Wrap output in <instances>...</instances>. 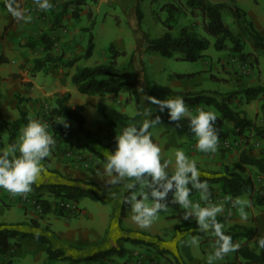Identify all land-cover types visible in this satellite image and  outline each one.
I'll return each instance as SVG.
<instances>
[{
  "label": "rangeland",
  "instance_id": "obj_1",
  "mask_svg": "<svg viewBox=\"0 0 264 264\" xmlns=\"http://www.w3.org/2000/svg\"><path fill=\"white\" fill-rule=\"evenodd\" d=\"M74 1L76 0H52L53 7L46 11L42 10L39 12L38 16H36L35 31L32 33H28V30L22 33L23 29L21 25L24 20H17L7 11L0 9V14L7 13L12 16L11 23L4 24L1 21L4 25L0 24V53L3 55L7 54L9 57L8 63L2 66L0 65L2 68L0 70V118L7 121H14L17 119L18 112L16 105L14 113L11 112H13L12 105L20 98L22 101L20 102L22 110H27L28 122L33 119L40 120L48 125L49 132L48 113L56 93H47L44 88H51L53 92L61 88L64 84L65 86L68 85L66 87L67 89L76 90L71 82V76L83 67H94L107 62L108 54L106 53V49L110 44L116 46L117 51L125 52L124 56H119L117 58V66L119 68L127 64L128 58L135 48L140 50V58L143 63L144 73L139 71V69L135 70L133 68L131 70V80L136 82L140 95V117L136 121V126H138L139 123V126H142L145 120H153L151 118L153 113H163L159 111L158 105L148 100L147 97L150 96L156 97L159 100H164L178 97L177 95L181 93L201 91L208 92L207 94H209V96L219 100L224 93L247 87H261L264 89V87L259 84L261 78L263 77L264 79V54L254 51L250 43L246 41L243 44L241 52L245 56L244 58L241 53L233 52L230 49L231 45H228L229 48L225 50H215L212 46V40L211 46L204 52L205 57L197 62H186L174 58L160 57L144 51V35L147 38H156L166 30L163 23L166 13L160 9L163 3L162 1L157 4H152L147 0H142L140 2L139 7L142 12V20L139 32H134L131 26H129V20L133 18V13L130 9L135 5L136 0H98L96 3L86 0L77 7L73 3ZM210 1L213 3H231L230 0ZM234 3L245 11L247 17L251 21V14H256L259 17L260 15L264 16V0H234ZM33 5V0H21L19 8L23 9L26 14L28 7L32 8ZM75 11L78 14L77 18L73 17ZM88 13H90V17H87ZM222 16L223 21L232 30H235L228 10L224 9L222 11ZM39 21H41L40 24ZM91 21L94 22L92 29L88 32L83 31V28L89 27ZM182 26H187L200 35L203 34L199 19L191 17L188 13L178 17L177 23L174 25L173 34ZM58 29H61L63 33L70 32L73 36L72 43L69 45L71 54L69 58L82 56L86 50L89 38L92 36L94 49L91 57H82L77 60L73 66L66 68H56L51 65L45 66L32 77L28 72L29 68L32 66V61L36 58H43L45 55L41 45L37 42L38 36L43 33H48L53 37L54 41L58 42L60 37L55 33ZM58 47L61 46L54 45L52 48V54L54 56L59 55L60 51ZM239 71H243V76L237 77ZM193 72L201 73L190 80L178 81L169 79V76L172 74ZM143 74L149 81L150 92L146 90ZM30 80H33L38 88H35L33 84L32 87H26L25 84L29 83ZM31 94L33 97H29ZM76 94L75 98L80 99L85 107L83 112L85 126L90 128L89 131L91 133L88 140L83 138V143L85 144L84 149L89 153L99 155L95 149H104L98 146L97 142H100L110 144V151H114L116 147L115 137L119 133L117 130L111 129L108 122L99 115L96 110V104L105 103L129 116H133L136 113V109L129 89L124 88L118 94L113 95L97 94L95 97L81 94L78 91ZM263 94L264 91L261 92L256 99L261 100L260 97L263 96ZM244 98L245 97L242 95H238L231 101V108L239 110L242 115L253 120L255 124H259V119L261 118L259 114H257L255 118L251 117L254 110L253 107L255 108V106L251 105V99L246 98L247 103H245ZM8 105H10V109H8ZM186 106L193 113H195L197 109L212 111L215 114L217 113L212 106L199 105L196 107H189L187 104ZM34 108L38 110L35 112L32 110ZM165 111L167 112V110ZM232 126V123L227 121L226 128L229 132V136L224 140L218 139L219 142H221L217 148L219 156L214 159V162L203 164L198 162L196 165L197 169L201 175H210L211 173L222 175L226 167L229 171H236L244 176H249L253 180L255 187L258 188L264 185V175H260L254 167L241 164L238 157L241 151H245L247 154L256 157L261 155L264 156L263 142L254 136L253 132L250 130L245 131L240 136L234 135L232 133ZM162 129L166 132H169L167 130L173 132L167 125L160 121L159 124H155L151 127L150 133L156 136ZM152 140L154 141L153 138ZM176 140L178 144L171 148L168 147L166 150L167 154L172 158L177 150H182L186 153V145L189 144L190 141L184 137H176ZM194 140L195 139L191 141ZM162 147H160L161 150L165 149ZM7 150H9L7 147V134L5 130H0V152ZM161 153L163 152L161 151ZM161 156L167 155L161 154ZM49 163V160L44 158L41 162L42 170L51 174H56L48 169ZM45 172H41L38 180L34 183L36 186L44 185L45 182H47L44 176ZM53 178H56L55 175H53ZM147 182L148 179L146 177L140 182L138 193H141V197L146 196L145 185ZM16 196H19L23 204L28 205L27 208L33 210L35 214H32L41 217L40 213L35 209L37 195L32 189L30 192L17 194ZM40 196V198L46 197L48 193L43 191ZM194 196L200 198L199 201H201L202 204H212L216 201V197H222V194L219 185H216L211 197L207 198L201 191L197 192ZM134 202L135 201L132 203ZM147 202L150 203L148 198ZM172 202L173 200L168 203L171 205ZM228 203H230V201ZM235 203L241 211L248 213L249 218L247 219V223H249L251 218H255L256 225L257 219L260 221V231L264 233V228H262L264 224V207L249 205L247 194L235 197ZM12 206V210L9 214L11 216L7 222L15 223L17 220L23 218L24 211L18 206L16 200L13 201ZM231 207H233V203H231ZM78 208L80 209V213L82 208H86L88 213H96L98 215V213L102 211L103 206L99 202L89 198H83L79 201ZM2 210L3 213H0V221H6L8 213L6 208L2 207ZM111 213L112 210L110 211V217L112 216ZM32 214L26 217L27 224H24L26 227L30 226L31 228H35L29 224L30 220L33 219ZM79 215L80 214L61 216L66 218L67 222H64L63 218L53 219L52 217H48L45 221L43 219L40 227L35 228V230L39 229L41 233L45 235L48 233L47 235H49V232L70 229L77 223L79 225L84 224L89 226L91 223L90 217L83 216L81 218ZM168 223H170V221ZM37 226H39V223ZM222 229L223 228H221V230ZM161 230L162 232L160 231V234L154 236L144 232L141 233L144 237L143 239L151 242L150 246L132 245L125 242L123 246L128 248L129 253L125 251L123 256H114L110 262L105 260V262L97 264H128L130 258L136 259L139 263L138 260L141 254L145 252L153 255L151 260H148L145 264H188L184 256L190 259L189 256L192 257V254L194 259H201L204 254L208 255L211 251L214 252L218 240L214 229L211 226L207 229H202L198 220L178 223L169 236H164V234H167L168 230L166 225H163ZM199 233L202 235H199ZM131 236L135 237L134 235ZM137 237L142 238L141 236ZM202 238L210 240V245H206V241H202ZM233 243L238 245L240 242L235 241ZM37 245L41 246L38 242ZM160 250H165L166 252L161 254ZM21 251L22 250L17 251L18 259L14 257V264H78L65 259H57L52 262L46 261L44 249H38L35 262H30L26 261L27 258L20 259L19 254ZM233 254L234 251L229 252L225 257H228L232 261V264H244V262L233 258Z\"/></svg>",
  "mask_w": 264,
  "mask_h": 264
},
{
  "label": "trees",
  "instance_id": "obj_2",
  "mask_svg": "<svg viewBox=\"0 0 264 264\" xmlns=\"http://www.w3.org/2000/svg\"><path fill=\"white\" fill-rule=\"evenodd\" d=\"M21 0H0V9L8 11V4L12 3L13 7L19 8ZM86 0H76L73 3L77 6L83 4ZM97 2L98 0H90ZM142 0H136L135 5L131 7L130 11L133 13V18L129 20V26L134 32L140 31V24L142 20V12L140 10V2ZM152 4H157L160 1L163 3L160 9L166 13L165 20L163 21L165 31L156 38H147L143 36L144 51L149 54L158 55L165 58H174L180 61L197 62L205 57L209 47L212 46L215 50L221 51L228 49L231 45V50L235 53H241L244 42H249L251 48L258 53L264 54V36L259 33L255 28L254 23L247 17L245 11L235 5L234 0H230L231 3H213L210 0H147ZM228 10L235 30H232L224 21L222 11ZM188 13L191 17L198 18L202 35L196 31L190 29L187 26L180 27L175 34H173L174 25L177 23L179 16ZM11 14V13H10ZM78 14L75 11L73 17L77 18ZM90 17V13L87 14ZM94 25L91 21L89 27L83 28V31H90ZM37 42L41 45L42 50L45 52L43 58H36L32 61V66L28 72L33 77L36 72L41 71L45 66L51 65L56 68L71 67L80 58L91 57L94 49V43L92 36H90L86 50L82 56L63 59L62 55L54 56L52 54V48L54 45L53 37L48 33H43L37 38ZM108 54V61L99 64L94 67H83L76 71L71 76V82L76 90L87 96H95L97 94H118L122 89L127 88L134 101L136 113L133 116H129L116 108L110 107L105 103H98L96 110L99 115L104 118L109 127L113 130H117L118 133L123 128L129 125H136V121L140 117V95L137 84L134 80H131V70L139 69L144 73V67L140 58V50H135L130 54L128 62L125 66L119 68L117 66V58L124 56L125 52L117 51L113 44H110L106 49ZM242 54V53H241ZM243 55V54H242ZM245 56L243 55V58ZM8 63V58L0 53V65ZM138 67V68H137ZM201 72L193 73H178L169 76L172 80H188L194 78ZM144 77V83L147 92H150V84L148 79ZM212 77V76H211ZM26 87H32V83H26ZM263 92L261 87H247L231 92L224 93L220 99H216L207 94L208 92H187L178 94V97H182L185 104L189 107H196L199 105L212 106L218 114L216 115V121L214 126L218 133V139L224 140L229 136V132L226 128V123H232V133L236 136L242 135L245 131L250 130L253 135L263 142L264 145V125H257L252 120L242 115L239 110L232 109L230 106L238 95H242L247 99L255 98ZM70 94L56 93L54 95L53 104L48 113L49 116V130L54 137H58L63 146L69 149H83L85 144L84 139H89L91 133L85 126V118L83 115L84 106L76 105L70 107L67 102L69 101ZM21 99L16 101V109L18 112V118L14 121H7L0 118V130H5L7 134V147L8 149L17 141L20 129L28 123V116L21 108ZM262 114H264V103L259 107ZM157 115L161 117V122L167 125L178 138H187L188 140L195 139L194 134L189 127L188 118H182L179 122L170 121L168 113H153L151 118L154 119ZM64 120L65 123H61ZM177 124L179 126H177ZM98 146L104 149H111L110 144L97 142ZM91 150L90 148H88ZM92 151V150H91ZM103 160L104 158L100 156ZM239 161L241 164L254 167L260 175H264V156L259 157L251 156L245 151L239 153ZM172 174H168L170 178ZM148 179L145 185L146 196L153 202L168 203L175 197V187L170 189L163 198H153L151 192L153 188L157 190H163L160 188L159 183L152 182L151 176L143 174ZM199 181H206L208 184L207 189H200L193 187L190 181L186 187L189 188V196H194L197 192L201 191L207 198L211 197L214 192V187L219 185L222 195H228L233 198L242 194H247L248 202L251 206L264 207V185L256 188L253 180L249 176H244L236 171H229L228 168H224L222 175H216L211 173L210 175H200ZM69 182L79 183L75 184H44L36 186L32 185V190L36 193V203H39L42 207L40 215L49 212L50 205L48 200L40 198L41 192L45 191L48 195L53 197H59L62 199L73 200L78 202L83 198H89L93 201H99L100 197L92 189L85 187L87 182H82L78 179L68 180ZM136 182L134 187L129 188L123 195V199L119 211V226L122 228L123 219L127 216V212L132 205V197L136 196L141 198V193H138L140 182ZM162 183V182H160ZM175 183V182H173ZM149 184L152 186L149 187ZM136 194V195H135ZM24 202V200H23ZM58 215L66 216L61 210L57 208ZM218 223L215 219L209 220L210 226L214 223ZM29 224L33 227H37V221L31 219ZM22 225V224H21ZM224 235H228L232 238V242L238 241V248L234 251V255L237 259H240L244 264H264V248L259 247L258 240L264 235L260 234L256 225L255 218H251L249 223L246 224H234L231 227L221 230ZM199 235H202L199 233ZM217 235V234H216ZM218 237V236H217ZM33 239L41 244L46 245V256L48 260L65 259L73 263L94 264L102 263L107 260L110 262L114 256H123L125 249L123 243L128 242L132 245H146L150 246L151 242L140 238L121 237L117 240V244L114 247H110L106 250L95 252L89 256L72 259L63 256L60 250H54L45 235L34 234L30 232H23L17 230L13 225H5L0 223V254L10 255L11 250L17 247L16 242H12L14 239ZM165 250H160L163 254ZM10 264V263H7Z\"/></svg>",
  "mask_w": 264,
  "mask_h": 264
},
{
  "label": "crops",
  "instance_id": "obj_3",
  "mask_svg": "<svg viewBox=\"0 0 264 264\" xmlns=\"http://www.w3.org/2000/svg\"><path fill=\"white\" fill-rule=\"evenodd\" d=\"M31 4V3H30ZM34 4V3H33ZM42 10L38 9L35 5H33L32 8L28 7L26 11V19L23 21V24L21 25L22 33L28 30V33H32L35 31V20L36 16H38L39 12ZM45 12V11H44ZM252 22L254 23L255 28L264 36V16L260 15L257 16L256 14H251ZM1 21L5 23H11L12 16L9 14H0V24ZM41 21H39V24ZM38 24V25H39ZM57 35H59L60 40L58 42L54 41L55 46H61L58 47L59 49V55L63 56V59H68L71 57L70 54V44L72 43L73 36L70 32L63 33L61 29H58L55 32ZM53 45V46H54ZM116 48V46H114ZM8 59V55L4 54ZM106 60V59H105ZM104 60V61H105ZM202 60V59H201ZM200 60V61H201ZM2 66V65H1ZM0 66V70L2 69ZM238 76H243V71H239ZM190 80V79H189ZM260 80V78H259ZM30 82L35 86V88H38V86L35 84L33 80H30ZM259 84L264 87V79L261 78ZM68 85H64L61 88H58L52 92V89H47L46 92L50 94L55 93H65L68 92L70 94L69 101L67 104L70 107H74L76 105H83V102L80 101V99H76L75 95H77V90L67 89ZM264 91V89H263ZM52 96V95H51ZM29 97H33L32 94L29 95ZM95 97V96H93ZM244 97V96H243ZM258 97H255L254 99L251 98V105L255 106L253 107V112L251 114L252 118H255L257 114L260 115L259 124L257 125H264V114L260 113L259 107L262 103H264V94L261 96V100L256 99ZM242 102V100H241ZM244 102L247 103V99L244 98ZM255 104V105H254ZM16 103L12 105L13 112L15 109ZM84 106V105H83ZM97 106V104H96ZM8 109H10V105H8ZM35 112L36 108L32 109ZM85 110V107H84ZM11 111V110H9ZM27 112V110H24ZM33 114V113H32ZM217 114V113H216ZM253 121V120H252ZM254 122V121H253ZM255 123V122H254ZM140 124V123H139ZM138 124V127H139ZM87 129H90L86 127ZM149 128V133H150ZM169 132H166L164 129L160 130L156 136L152 133L151 137L154 139V142L165 149H162L161 153L162 155L167 156H161V163L163 164L165 161H168L167 167L165 168V171L167 174L174 173L176 170V164H175V155L173 158L167 154V148L173 147L178 144L176 140V136L173 132L170 130H167ZM50 134L52 135L51 131L49 130ZM170 133V134H168ZM166 136V138H165ZM54 137V136H53ZM56 139V144L54 147H52L50 151V155L46 157L49 160L48 169L50 171L55 172L56 174H51L49 172H45L44 176L47 182L45 184H75L79 185V183L69 182L68 180L71 179H78L82 182L89 183L88 185H84L85 187H88L92 189L95 193H97L100 197L99 202L103 208L98 215L95 213H88L86 208H82L81 213L79 217H87L89 216L91 219L90 225H79L78 223L70 228L65 230H58L54 232H49V235H45L39 231V229L35 230V228L40 227L41 221L44 219H47L48 217H52L53 219H61L60 215H58L57 211V204L62 200V198L59 197H53V196H46L42 197V199H46L49 202L50 209L48 213H45L41 215V217L35 216L33 210L30 208H27L28 205H25L22 203L19 196L13 195L9 193L8 191L4 189H0V213H3L2 207L6 208V211L8 213V217L6 221H0V223L5 225H13L17 230L23 231V232H30L34 234H43L45 235L49 242L51 243V246L54 250H60L63 253V256L67 258L77 259L89 256L95 252H99L102 250H106L110 247H114L117 244V240L121 237H130V238H136L140 239L137 236L143 235L141 233H147L149 235H157L160 234V231L162 232L161 228L163 225H166L167 227V234H164V236H169L173 231L174 227L177 226L178 223H186L189 221L197 220L196 217V208L194 207L195 204H200L202 207H218L220 210L217 212L215 219L218 220V223L221 225L222 230H225L229 227H231L234 224H246L247 219L249 218L248 213L241 211L238 206L235 203V198L228 196V195H222V197H216V201H214L212 204H202L200 198H197L196 196L188 197L189 200L192 202L189 207L185 208L182 206V204L178 201H176L175 197L173 199L172 204L169 203H162L161 208L158 210V213L156 215V218L153 220V222L146 228L140 227L133 219L132 216L135 215L132 205L130 209L127 212V216L123 219L122 222V228L119 226L118 219H119V211L121 202L123 199L124 193L129 189L128 184L132 183L135 184L137 181L134 178H119V181L117 183H111L109 178L106 175H97L96 170L99 169L101 173L104 172L103 169V163L109 154L111 152L108 149H95L96 152L99 155L92 154L87 152L84 148L83 149H69L60 142L58 137H54ZM221 144L218 140L217 148ZM93 147V146H90ZM94 149V148H93ZM114 150V149H113ZM166 151V152H165ZM186 156L189 160L194 161L197 165V163H209L214 162V159L219 156L218 151L215 152H201L196 148V139L194 141H189V144L186 145ZM102 156L104 159L102 160L100 158ZM252 156V155H251ZM256 157V156H255ZM172 158V159H171ZM42 169V167H41ZM53 175H55L56 178H53ZM115 175V173H113ZM173 175V174H172ZM145 178L143 175L141 179ZM5 201H4V200ZM17 201L18 206L23 209L24 215L22 219L17 220L15 223L7 222L9 220V217L11 215L10 211L12 210L13 201ZM80 201V200H79ZM79 201L77 202V205L79 206ZM226 201V202H225ZM230 201V203H228ZM176 202V203H175ZM2 203V205H1ZM150 203H152L150 201ZM174 203V204H173ZM231 203H233V207H231ZM4 205V206H3ZM110 208L112 210V216L110 217ZM240 210V211H239ZM244 212V213H243ZM34 213V214H32ZM32 214V218L37 221V225L39 223V226L35 228L26 227L24 224H27L26 217ZM64 222H67L66 218H63ZM257 219V218H256ZM69 220V219H68ZM170 221V223H168ZM22 224V225H21ZM260 221L257 219V227L260 234L264 235L260 231ZM67 226V224H66ZM264 228V224L262 226ZM131 235H134L135 237H132ZM202 241H206V245L210 243V240H207L206 238H202ZM13 243L16 242L18 244L17 247H14L13 250H11L10 255H2L0 254V264L4 263H10L14 264V257H17V251L22 250L19 254L20 259L27 258L26 261H34L36 259V254L38 253V249H41L45 251L46 245L41 244V246L37 245V241L26 238V239H19L16 238L12 241ZM39 243V242H38ZM45 247H44V246ZM210 245V244H209ZM43 246V247H42ZM213 247V246H212ZM211 247V248H212ZM124 249L127 253H129L128 248L124 246ZM46 253V252H45ZM182 256V255H181ZM192 257L189 256L186 258L184 256V259L188 264H232V261L228 257L223 258H214V252L211 251L210 254L205 255L200 259H194L193 255ZM153 257L152 254H149L148 252L141 254V259L139 258V263L136 259L130 258L128 260V264H145L148 260H151ZM233 258H235L238 261H241L240 259H237L235 255L233 254ZM46 261L52 262L54 260H48L46 256ZM57 260V259H55ZM134 260V261H133ZM78 264H84V263H78ZM97 264V263H94ZM110 264V263H107Z\"/></svg>",
  "mask_w": 264,
  "mask_h": 264
},
{
  "label": "clouds",
  "instance_id": "obj_4",
  "mask_svg": "<svg viewBox=\"0 0 264 264\" xmlns=\"http://www.w3.org/2000/svg\"><path fill=\"white\" fill-rule=\"evenodd\" d=\"M34 5L40 10H49L53 7L52 0H33ZM8 11L17 20H25L23 9L8 4ZM153 104L159 106V111L167 110L170 121L179 122L182 118H188L189 127L196 139V148L201 152H215L218 145V133L214 126L216 115L212 111L197 109L195 113L189 110L182 97L159 100L156 97H147ZM161 117L157 115L153 120H145L142 126L129 125L122 129L115 137L116 147L109 152L104 163V172L96 170L97 175H106L111 183H117L119 178H134L137 182L143 174L151 176L152 182L159 183L163 190L152 189L153 198H163L166 193L175 187V199L183 207L187 208L192 203L189 196V188L186 185L191 181L193 187L207 189L206 181H199L201 173L196 163L188 159L182 150L175 152L176 170L168 177L165 168L168 161L161 163V149L152 140L149 128L159 124ZM61 123L66 122L64 120ZM177 126H179L177 124ZM56 139L48 132V125L40 120H30L20 129L17 141L7 151L0 152V189H4L13 195L30 192L32 185L41 174V162L50 155ZM115 173V175H113ZM190 174V175H189ZM162 182V183H160ZM175 182V183H173ZM132 183L129 188L134 187ZM152 185L149 184V187ZM135 201L132 205L135 215L132 219L142 228L148 227L156 218L161 204L148 203L147 197H132ZM196 217L202 229L210 227L208 221L215 220L218 207H202L195 204ZM211 227L218 236L214 250V258H223L227 253L235 251L238 245L232 242V238L224 235L221 225L214 222ZM258 245L264 248V237L258 240Z\"/></svg>",
  "mask_w": 264,
  "mask_h": 264
},
{
  "label": "built area",
  "instance_id": "obj_5",
  "mask_svg": "<svg viewBox=\"0 0 264 264\" xmlns=\"http://www.w3.org/2000/svg\"><path fill=\"white\" fill-rule=\"evenodd\" d=\"M57 208L61 210L66 216L80 214V209L78 208L77 202L73 200L62 199ZM35 209L37 212L41 213L42 207L39 203L35 202Z\"/></svg>",
  "mask_w": 264,
  "mask_h": 264
}]
</instances>
